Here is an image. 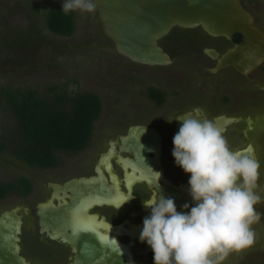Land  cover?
Returning <instances> with one entry per match:
<instances>
[{
  "label": "flooded vegetation",
  "instance_id": "flooded-vegetation-1",
  "mask_svg": "<svg viewBox=\"0 0 264 264\" xmlns=\"http://www.w3.org/2000/svg\"><path fill=\"white\" fill-rule=\"evenodd\" d=\"M240 1L253 16L254 25L264 32L257 15ZM158 44L172 63L178 60L182 66L193 65H178L175 81L170 84H147L141 90L146 102L131 103L125 120L115 119L102 135L94 137L93 124L98 116L87 145L80 151H58L55 161L42 167L12 155L30 169L43 172L38 180L26 175L0 179V186L13 184V190L0 201L13 197L15 203L0 214L14 209L19 216L18 245L24 261H153L150 247L139 240L143 219L150 212L143 207V200L162 195L174 199L177 211L187 212L194 206L187 191L189 175L172 156V139L181 126L177 119L214 121L223 129L232 150L251 148L253 157L264 163L258 156V144H264V61L250 70L232 63L214 70L235 45L224 36L207 34L201 27L175 26ZM177 54L180 57L174 56ZM133 63L159 69L170 65ZM259 184L264 186V174ZM185 203L189 209H183ZM256 207L264 232V201ZM257 232L255 241L261 234ZM263 244L264 240L254 242L249 252L264 250L258 248Z\"/></svg>",
  "mask_w": 264,
  "mask_h": 264
},
{
  "label": "rangeland",
  "instance_id": "rangeland-1",
  "mask_svg": "<svg viewBox=\"0 0 264 264\" xmlns=\"http://www.w3.org/2000/svg\"><path fill=\"white\" fill-rule=\"evenodd\" d=\"M61 2L0 0V86L30 87L39 94L50 93V88L56 90L61 87L72 94H96L102 104L100 115L93 124V134L97 137L113 125L115 119L125 120L124 116L132 108L131 103L146 102L141 90L147 84L172 83L175 81L173 75L178 71L177 66L182 65L176 60L177 63L173 62L164 68H152L135 64L119 55L103 32L98 10L94 14L72 12L76 30L71 36L50 32L46 26V14L61 6ZM243 3L257 15V23L264 28V0H243ZM174 56L180 57L178 54ZM185 60L190 61L188 57ZM189 64L193 65L191 62ZM189 64H183L182 68H187ZM9 122L10 113L0 111V129L3 132L8 131ZM258 147V156L262 161L264 144L259 143ZM261 165L263 178V161ZM42 173L30 169L11 154H0V179L3 181L18 175L38 180ZM14 203L13 197L0 201V211L13 207ZM259 222L252 225L256 235L257 230L261 233L255 243L264 240ZM252 246L239 254L230 255L224 264H264V250L249 252ZM258 248L264 249V244ZM149 262L153 264V261Z\"/></svg>",
  "mask_w": 264,
  "mask_h": 264
},
{
  "label": "clouds",
  "instance_id": "clouds-1",
  "mask_svg": "<svg viewBox=\"0 0 264 264\" xmlns=\"http://www.w3.org/2000/svg\"><path fill=\"white\" fill-rule=\"evenodd\" d=\"M61 11L94 14L97 4L62 0ZM177 120L181 126L172 139V156L189 175L187 191L194 206L177 211L174 199L162 195L143 200L150 212L139 240L150 247L153 264H224L255 242L252 225L261 219L256 205L264 201L262 165L251 148L232 150L214 121ZM182 207L189 209V204Z\"/></svg>",
  "mask_w": 264,
  "mask_h": 264
},
{
  "label": "water",
  "instance_id": "water-1",
  "mask_svg": "<svg viewBox=\"0 0 264 264\" xmlns=\"http://www.w3.org/2000/svg\"><path fill=\"white\" fill-rule=\"evenodd\" d=\"M98 20L116 52L148 65H168L172 59L158 41L177 26L201 27L224 36L235 46L219 62L250 70L264 61V32L240 0H95ZM207 52V51H206ZM20 219L15 210L0 214V264H30L19 254Z\"/></svg>",
  "mask_w": 264,
  "mask_h": 264
},
{
  "label": "trees",
  "instance_id": "trees-1",
  "mask_svg": "<svg viewBox=\"0 0 264 264\" xmlns=\"http://www.w3.org/2000/svg\"><path fill=\"white\" fill-rule=\"evenodd\" d=\"M46 26L66 37L76 30L73 13L64 14L61 6L47 12ZM101 107L100 98L91 92L72 94L61 87L39 94L30 87L1 85L0 111H8L11 122L8 131L0 129V151L31 166L52 164L56 152L80 151L87 145ZM11 190L13 184L1 185L0 198Z\"/></svg>",
  "mask_w": 264,
  "mask_h": 264
},
{
  "label": "snow or ice",
  "instance_id": "snow-or-ice-1",
  "mask_svg": "<svg viewBox=\"0 0 264 264\" xmlns=\"http://www.w3.org/2000/svg\"><path fill=\"white\" fill-rule=\"evenodd\" d=\"M102 240H103V238H102Z\"/></svg>",
  "mask_w": 264,
  "mask_h": 264
}]
</instances>
